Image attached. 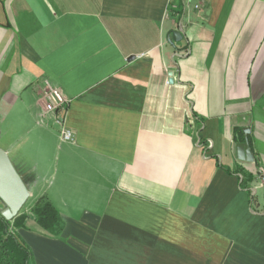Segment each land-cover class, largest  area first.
<instances>
[{
	"label": "crops",
	"instance_id": "1",
	"mask_svg": "<svg viewBox=\"0 0 264 264\" xmlns=\"http://www.w3.org/2000/svg\"><path fill=\"white\" fill-rule=\"evenodd\" d=\"M0 129L32 264H264V0H0Z\"/></svg>",
	"mask_w": 264,
	"mask_h": 264
},
{
	"label": "trees",
	"instance_id": "2",
	"mask_svg": "<svg viewBox=\"0 0 264 264\" xmlns=\"http://www.w3.org/2000/svg\"><path fill=\"white\" fill-rule=\"evenodd\" d=\"M36 221L44 228L58 224V213L50 202L39 199L32 207ZM24 216L11 221L0 214V264H32L29 247L22 242L15 229L23 224Z\"/></svg>",
	"mask_w": 264,
	"mask_h": 264
},
{
	"label": "water",
	"instance_id": "3",
	"mask_svg": "<svg viewBox=\"0 0 264 264\" xmlns=\"http://www.w3.org/2000/svg\"><path fill=\"white\" fill-rule=\"evenodd\" d=\"M182 37V31L179 29L169 30L166 34L169 43L180 41ZM28 196L29 191L21 176L8 155L0 149V214L7 220L12 219L18 214Z\"/></svg>",
	"mask_w": 264,
	"mask_h": 264
},
{
	"label": "built area",
	"instance_id": "4",
	"mask_svg": "<svg viewBox=\"0 0 264 264\" xmlns=\"http://www.w3.org/2000/svg\"><path fill=\"white\" fill-rule=\"evenodd\" d=\"M165 14L168 15L169 11H166ZM40 97L43 103V114L53 115V122L58 127L61 140L73 141V132L66 124V113L70 100L47 79L42 82ZM261 181H264V177L261 178Z\"/></svg>",
	"mask_w": 264,
	"mask_h": 264
},
{
	"label": "rangeland",
	"instance_id": "5",
	"mask_svg": "<svg viewBox=\"0 0 264 264\" xmlns=\"http://www.w3.org/2000/svg\"><path fill=\"white\" fill-rule=\"evenodd\" d=\"M40 91H41V89H40ZM61 92H62V91H61ZM0 131H1V129H0ZM58 131H59V130H58ZM261 178H262V177H261ZM26 200H27V199H26ZM35 203H36V202H35ZM35 203H34V204H35ZM34 204H33V205H34ZM28 205H29V204H28ZM33 205L30 206L31 209H32ZM13 218H14V217H13ZM13 218H12V219H13ZM12 219H10V221H11Z\"/></svg>",
	"mask_w": 264,
	"mask_h": 264
}]
</instances>
